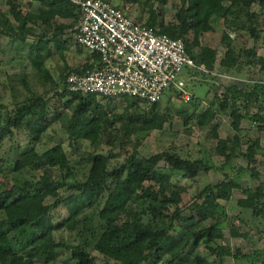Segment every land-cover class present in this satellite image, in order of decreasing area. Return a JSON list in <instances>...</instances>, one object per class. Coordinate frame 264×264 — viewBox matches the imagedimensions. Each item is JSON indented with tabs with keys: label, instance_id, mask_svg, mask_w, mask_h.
Masks as SVG:
<instances>
[{
	"label": "trees",
	"instance_id": "trees-1",
	"mask_svg": "<svg viewBox=\"0 0 264 264\" xmlns=\"http://www.w3.org/2000/svg\"><path fill=\"white\" fill-rule=\"evenodd\" d=\"M25 1L6 0L8 9L0 6V37L22 43L33 38L28 46L34 54L37 83L45 92L31 87L28 74L8 75V84H0V162L2 145L7 137L14 138L16 130L26 131L31 145L12 161L13 171L25 178L10 187L0 180V264H53L62 249L68 251L72 264H96L98 254L106 264H186L189 245H204L220 258L232 256L246 258L250 264H264V248L244 253L240 247L221 243L227 221L233 236H248L230 219L221 202L231 200L234 189L244 194L237 202L241 213L247 210L264 222V173L259 168L264 164V147L258 137L241 134L244 119L264 130V56L256 50L259 43L264 47V0H173L175 11L169 18L163 8L169 0H121L117 5L114 0H105L124 12L133 6L140 8L148 14L147 26L157 28L158 34L182 39L196 62L195 71L204 67L213 72L220 65L227 72L242 74L258 68L250 74L248 88L226 86L215 93L205 110L198 112L203 99L195 96L190 101L191 110L177 109L188 134L193 133L189 127L193 123L204 128L222 114L231 119L236 133L221 137L216 128L212 129L205 137L215 143L209 147L201 144L196 156L181 154L176 143L150 156L141 151L144 137L163 129L166 123L173 124L169 106L159 111L163 109L161 101L144 109L140 99L123 95L126 104L121 108L116 104L120 96L68 90V75L101 66L100 53L78 45L80 52H88V60L83 65L68 66L61 85L45 64L49 46L53 43L62 58L66 57L70 38L65 32L72 29L74 35L80 5L74 0ZM216 21L224 25L222 56L218 48L202 43L203 34L215 31ZM229 30L236 33L241 44ZM248 39L254 42L250 47ZM6 87L12 92L11 109L3 102ZM168 98L171 100V94ZM62 107L65 112L60 111ZM57 123L62 129L59 140L52 134ZM48 137L52 145L39 150ZM84 141L94 149L86 158L81 149ZM214 156L224 162L216 166ZM240 157L248 161L246 167L234 164ZM84 161L90 167L80 180L77 173L85 166ZM227 166L232 167V176L225 174L227 179L198 188L184 207L188 189L177 182L181 177L197 180L203 173ZM245 172L257 180L256 185L245 186L239 181ZM60 206L64 215L55 214ZM241 213L235 220L245 223ZM189 221L181 238L172 236L177 222ZM63 228L75 233L78 243L57 240L55 232ZM194 264L216 263L197 254Z\"/></svg>",
	"mask_w": 264,
	"mask_h": 264
},
{
	"label": "rangeland",
	"instance_id": "rangeland-1",
	"mask_svg": "<svg viewBox=\"0 0 264 264\" xmlns=\"http://www.w3.org/2000/svg\"><path fill=\"white\" fill-rule=\"evenodd\" d=\"M26 2L25 0H23ZM121 0H114L113 4L117 5ZM179 3V0H176ZM174 1L169 0L168 4L163 8L166 11V15L169 18L170 14L175 11ZM0 6L4 9H8L6 0H0ZM257 8V6H255ZM126 14L131 16L133 19H136L140 22H145L147 20L148 14L143 13L140 8L133 6L130 9L125 10ZM167 18V19H168ZM215 31L207 32L203 34L202 43L209 45L214 48H218L219 55L222 56L224 53V48L220 45L221 34L224 29V25L221 21H216L214 23ZM72 29H68L65 32V37L70 38L69 50L66 52V57L62 56L56 51L53 43L49 46V56L46 59V66L50 69V72L54 78L62 85L63 77L66 74L67 67H76L78 65H83L87 61L88 52H80L77 46L74 43L73 35L71 32ZM231 37L235 38L237 44H241L240 39L237 37L236 33L229 30ZM31 37H29L27 43H22L18 40H13L11 38L1 36L0 37V84H8L7 76L11 74H28L30 78V85L34 90L39 93H44L45 90L43 86L37 83L36 79V69L33 67L32 55L29 48V44L32 42ZM254 44L252 39H248L247 46H252ZM257 52L264 56V47L259 43L257 45ZM196 68V67H195ZM194 69V68H193ZM192 68L184 69L178 78V84L183 85L190 92H192L195 98H202L203 101L198 108V112L203 111L209 105L210 101L213 99L216 92L224 89L226 86L237 84L241 88H247L251 82L249 76L252 72H257L258 68L249 70V73L242 74H233L227 72L226 69L222 68L220 65L216 67L213 72L207 71L205 68H197L198 70H193ZM238 78V80L236 78ZM3 88V86L0 85ZM211 89V92L209 90ZM21 93H24L25 90L20 87ZM177 86L174 88L168 89L163 95L161 101V106L163 109H159L160 112H164V107L169 106L171 113L173 114V124L166 123L164 128L161 130H153L148 136L142 139V148L141 151L146 155L150 156L166 150L170 144L176 143L177 146L181 147V154L187 155H198V150L201 147V144L209 147L214 140L206 139V135L212 129H217L221 137L233 136L236 132L231 126V119L222 114L218 116L212 123L205 126L204 128H199L196 123L191 124L189 127L192 128L193 133L188 134L184 132V126L182 119L177 115L178 108H185L191 110L192 102L185 103L183 102L181 96L176 92ZM11 90L9 87H6L5 96L3 97V102L11 109L13 108V99L11 95ZM20 93V94H21ZM171 94V100L168 98ZM208 95V96H207ZM116 104L119 107L125 106V101L122 96L116 99ZM142 108L149 107V104H141ZM65 108L60 109L61 112H65ZM219 122V125L217 123ZM242 131L241 134H249L253 137H258L261 141L262 146L264 147V130L259 129L257 123L252 122L249 119H244L242 122ZM55 131H52L54 138L59 140L60 134L62 133L61 125L57 123L55 126ZM138 139H141L140 135L137 136ZM52 140L48 137L45 141L38 146L39 150H42L44 147L52 145ZM68 145V142L65 143ZM31 145L29 143L26 131L16 130L14 138L7 137L1 148V155L3 157V162H0L2 165V172L0 173V180L8 187L12 186L16 180H22L25 178L21 173L13 171L12 161L16 160L21 153L30 149ZM68 151H71L70 148ZM85 154V158L88 157V153L94 151L93 147L87 141H84L81 148ZM108 147H104L106 151ZM259 162L263 161L261 155L257 156ZM214 164L220 166L224 159L220 156H214ZM248 161L243 157H240L235 160L234 164H240L244 167L247 166ZM84 167L77 173V177L81 180L84 179V174L87 173L90 163L84 161ZM259 165V164H257ZM262 173H264V164L259 166ZM225 174L233 175V169L230 166H227L221 170L213 169L208 173L201 174L197 180H189L185 178H180L178 183L187 187L188 191L184 195V207H186L193 199L194 195L198 188H202L207 183H218L222 180L227 179ZM242 184L245 186L256 185L257 180H253L249 173L245 172L239 179ZM62 193L64 191L62 190ZM244 197V194L241 190L234 189L232 191V198L229 201L222 200L221 202L226 206L227 214L230 216V219H234L233 222H236V226L240 228L241 232L247 233V237H235L230 232L231 222H225L223 224V230L225 235V241L221 243L230 244L233 248L240 247L244 253H250L252 250L263 249L264 248V222L256 220L250 215L247 210H244L241 213V208L238 205V199ZM63 206L58 207L55 210V214L64 215ZM188 210V209H187ZM188 212V211H187ZM242 214L245 223H239L238 220H235V217L239 214ZM147 221L148 218H145ZM212 221V220H211ZM211 221L207 222L209 224ZM191 222H177L176 228L172 231V236L176 238H181L187 231L188 226ZM230 225V226H229ZM57 240H62L69 243H78L79 239L75 233L70 232L68 229L63 228L55 232ZM201 254L208 259L214 261L216 264H250L248 259H234L232 256L226 257H217V255L212 254L204 245L193 246L189 245L185 249V256L187 257L186 264H194L196 260V255ZM99 261L96 264H106L104 258L98 254ZM72 258L68 251L62 249L58 253V259L53 264H72ZM33 264H45L43 261H36ZM114 264V263H112ZM253 264H260L259 262H253Z\"/></svg>",
	"mask_w": 264,
	"mask_h": 264
},
{
	"label": "built area",
	"instance_id": "built-area-1",
	"mask_svg": "<svg viewBox=\"0 0 264 264\" xmlns=\"http://www.w3.org/2000/svg\"><path fill=\"white\" fill-rule=\"evenodd\" d=\"M74 1L80 5V20L74 27L76 45L100 53L101 66L84 74L70 73L69 91L129 95L152 104L176 85L183 102L193 99L194 94L177 82L184 69L196 67L182 39L158 34L157 28L108 1Z\"/></svg>",
	"mask_w": 264,
	"mask_h": 264
},
{
	"label": "crops",
	"instance_id": "crops-1",
	"mask_svg": "<svg viewBox=\"0 0 264 264\" xmlns=\"http://www.w3.org/2000/svg\"><path fill=\"white\" fill-rule=\"evenodd\" d=\"M8 6V5H7ZM9 7V6H8ZM72 35H73V32H72ZM73 40H74V43H75V45H76V42H75V39H74V35H73ZM76 46H78V45H76ZM88 60V59H87ZM199 68H201V67H199ZM203 69H204V67H202ZM236 78V77H235ZM237 80H238V78H236ZM237 85V84H236ZM239 86V85H238ZM248 88V87H247ZM208 96V95H207Z\"/></svg>",
	"mask_w": 264,
	"mask_h": 264
}]
</instances>
